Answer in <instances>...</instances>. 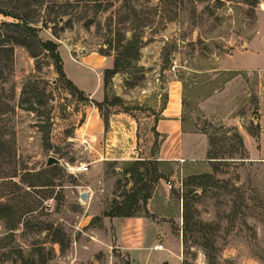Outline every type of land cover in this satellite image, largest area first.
I'll use <instances>...</instances> for the list:
<instances>
[{
    "label": "rangeland",
    "instance_id": "1",
    "mask_svg": "<svg viewBox=\"0 0 264 264\" xmlns=\"http://www.w3.org/2000/svg\"><path fill=\"white\" fill-rule=\"evenodd\" d=\"M0 10V23L26 18L57 42L68 78L91 62L83 85L103 84L81 100L46 51L36 60L13 46L0 74V264H127L102 213L131 191L120 159L130 156L146 159L153 186L138 214L168 221L160 242L182 264H264V0H0ZM133 38L139 52L109 77L105 101L104 71ZM29 79L40 91L22 102ZM177 83L185 129L208 141L183 167L154 161ZM50 156L61 163L47 166Z\"/></svg>",
    "mask_w": 264,
    "mask_h": 264
},
{
    "label": "crops",
    "instance_id": "2",
    "mask_svg": "<svg viewBox=\"0 0 264 264\" xmlns=\"http://www.w3.org/2000/svg\"><path fill=\"white\" fill-rule=\"evenodd\" d=\"M75 62L79 63L77 69L82 76H78L79 79H74V81H72L83 90L88 97H102V79H96V84L90 85L89 87L83 85L84 82L89 79L86 75L93 72L96 73L98 70L97 64L91 62L85 63L84 61ZM110 65L111 61L109 60L104 68ZM180 81L182 82V80ZM178 85L177 83L174 90L168 89L167 101L161 112L162 117L156 125L157 131L161 133L164 138L163 144L159 149L157 160L175 167H183L185 166L184 163L196 161V158L190 156L191 154L195 153L202 155L205 153L208 147V141L204 133L185 130L183 120V89H180ZM97 119L98 116L94 112L89 116L87 124L94 125L97 123ZM246 139L247 137H245V140ZM120 159L126 162L137 160V158L133 156ZM109 160L110 159L107 157L98 159L96 161V167L98 169L102 168L104 162ZM87 193V204H91L95 199V192L93 190H88ZM148 205L150 208V204ZM89 221L88 218L84 225H87ZM112 225H114L116 233L110 239V242L112 245L115 243V247L120 249L122 256H125L128 262L127 264H182L179 254L168 252L165 245L160 242L168 227V221L142 215L113 218L104 217V228L106 229L109 226L111 230ZM159 244L162 245V248H157ZM108 253L110 254V252ZM110 258L111 256L108 257V260Z\"/></svg>",
    "mask_w": 264,
    "mask_h": 264
},
{
    "label": "trees",
    "instance_id": "3",
    "mask_svg": "<svg viewBox=\"0 0 264 264\" xmlns=\"http://www.w3.org/2000/svg\"><path fill=\"white\" fill-rule=\"evenodd\" d=\"M0 13H5L3 10H0ZM63 12L58 16L64 17ZM13 17L20 18L19 14H12ZM22 45L26 47L31 56L36 60L39 57L40 53L46 51L48 55L54 60L56 70L61 78L65 79L66 84L72 89L75 95H78L81 100H85V93L81 90L70 78L67 77V74L64 69V62L61 57L60 51L58 49L59 45L53 40H43L39 37L37 29L30 24L26 18L20 19V21H3L0 23V74L4 75L5 70H11V66L14 61V45ZM135 52H139L137 47L135 48L134 38L128 40L127 43L122 44L121 49L118 50V54L114 59V65L112 68H107L104 71V84H105V101L108 100L107 89L109 83V77L119 72L125 65V62L130 56L136 55ZM38 66V65H37ZM31 80L25 84L22 90V102L25 101L26 96L30 93L37 95L39 87L31 84ZM167 98V97H166ZM119 99V98H118ZM26 102V101H25ZM183 98V105H184ZM103 102H95V105L101 109ZM184 128H185V119ZM106 121V119H105ZM186 130V129H185ZM156 134L159 135V132L156 130ZM240 135V134H239ZM241 137V136H239ZM243 144V140H241ZM154 161H158L157 159ZM159 162V161H158ZM146 159H137L134 161H128L124 163V174L130 177L133 181V186L130 193H125L124 199L122 202L114 200V206L111 209L105 210L102 214L107 217H130V216H141L138 214L139 208L141 205L139 202L142 200L144 204H147L148 199L152 195V184L148 183L145 178V173L141 171V167L146 166ZM161 163V162H160ZM148 174V172L146 173ZM163 176H159L162 178ZM157 177L154 176L150 180L155 181ZM57 243L64 246L65 240L62 238L56 241Z\"/></svg>",
    "mask_w": 264,
    "mask_h": 264
},
{
    "label": "water",
    "instance_id": "4",
    "mask_svg": "<svg viewBox=\"0 0 264 264\" xmlns=\"http://www.w3.org/2000/svg\"><path fill=\"white\" fill-rule=\"evenodd\" d=\"M63 20H64L63 17L60 18V21H63ZM59 163H61L60 159H58L54 156H50L48 158V161H47V166H52V165L59 164ZM80 199H81V201H86L88 199V193L86 191H82L80 193Z\"/></svg>",
    "mask_w": 264,
    "mask_h": 264
},
{
    "label": "built area",
    "instance_id": "5",
    "mask_svg": "<svg viewBox=\"0 0 264 264\" xmlns=\"http://www.w3.org/2000/svg\"><path fill=\"white\" fill-rule=\"evenodd\" d=\"M112 1H115V0H112ZM87 169H88V166L87 165L73 167V171H84V170H87ZM157 248H162V245L159 244L157 246Z\"/></svg>",
    "mask_w": 264,
    "mask_h": 264
}]
</instances>
